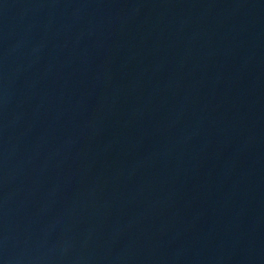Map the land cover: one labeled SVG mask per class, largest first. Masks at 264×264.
<instances>
[{
	"label": "water",
	"instance_id": "95a60500",
	"mask_svg": "<svg viewBox=\"0 0 264 264\" xmlns=\"http://www.w3.org/2000/svg\"><path fill=\"white\" fill-rule=\"evenodd\" d=\"M0 264H264V0H141Z\"/></svg>",
	"mask_w": 264,
	"mask_h": 264
}]
</instances>
